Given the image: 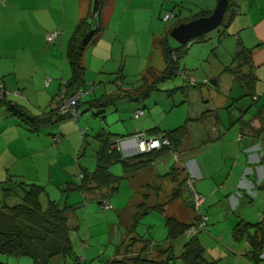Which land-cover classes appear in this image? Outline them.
<instances>
[{
    "label": "crops",
    "instance_id": "1",
    "mask_svg": "<svg viewBox=\"0 0 264 264\" xmlns=\"http://www.w3.org/2000/svg\"><path fill=\"white\" fill-rule=\"evenodd\" d=\"M93 2L94 0H0V84L7 92L8 101L23 106L35 114L36 112L31 110L35 108L40 110L41 106L48 105L47 111L51 109L53 99L62 91L63 84L70 77L65 58L68 40L77 22L92 11ZM237 2V14L227 29L221 28L220 32L218 31V38L221 40V34L226 30L229 37L236 39L237 51L240 47L251 51L250 66H243L241 71L244 74L253 72L257 78L254 96L249 97L254 103H246L243 100L246 97V90L227 72L243 90L241 96L238 95L232 101L230 97L232 94L229 92L218 106L214 104L208 107L207 104L201 115L190 114L188 118L193 120V123L189 125L188 135L174 152L167 151L158 157L148 159V164L138 169L123 170L121 176H124V186L129 194L128 198L124 197V209H119L117 214L118 218L124 219V226L129 234L136 233V231L131 233L129 228L141 203L155 208L147 214L158 212L164 218L163 228L167 232L164 240L155 239L152 232L147 239L133 235L131 238L133 242L124 249V264H134L132 259L137 257L151 264H181L180 257L186 242L183 244L181 254L177 256L174 242L178 238L174 240L167 238L165 219L170 217L183 224L192 223L194 211L189 183L193 184L197 193L206 198V205L213 199L209 209H206L210 224L205 232L216 241H220L221 245L223 244L207 250L199 238L204 248L203 264H209L207 255L214 264L220 260L225 264H264V0H237ZM118 4L119 0H109L103 8L100 23L104 30L92 41L83 56L84 81L86 70H94L92 68L94 62L107 71L103 74L115 75L117 88L122 87V80L117 81V79H120V75L124 78V46L122 48L116 46L119 34L113 31L104 32L110 26ZM153 10L152 7L151 16ZM201 12H203L202 8L195 13L191 11L187 18ZM152 20L154 21L150 19L148 22ZM121 23L120 27L123 25ZM120 27L118 25L119 33ZM54 31H60V35L54 43L48 44L46 36ZM43 43L45 47L42 46ZM152 43L156 46L155 36L152 37ZM105 44L106 47L98 51L99 46L103 47ZM34 53L43 54L42 63L45 67L39 65L33 69ZM108 65H116L117 70L114 68L115 70L110 72ZM47 79L52 80L48 87L45 85ZM34 81L37 83L39 81L40 86H34ZM214 82L218 87V80ZM83 86L80 89L87 95L82 102L91 95V91ZM260 103L262 105H259ZM106 110H99L97 116L105 120ZM138 110L141 109L136 111ZM220 110L226 111L221 114ZM233 110L236 111L235 115ZM7 112L9 113L8 110ZM143 113L142 117H145V112ZM55 124L56 126L49 131L43 130L49 127L46 126L38 133H33L12 114L0 118V201H4L5 190L11 189L9 182L22 181L44 186L49 193L42 197L41 202L46 204L50 195L55 197L57 188L66 184L65 167L60 161L64 160V151L79 155L81 140L73 139V132L69 127H64L63 122L53 125ZM196 128L197 133H195ZM154 129L156 132L152 131ZM134 131L136 132V129ZM157 131L164 130L155 127L146 130L145 134L151 138L157 136ZM80 132L84 138L85 130L82 129ZM134 134H127L124 137ZM72 140L73 144H71ZM98 149L99 143L94 150L96 165ZM215 150L224 163L220 170L216 169L220 167L218 163L214 165L215 158L212 155ZM131 157L133 156L124 158ZM173 168L179 169L180 181L186 180L180 188L179 198L173 197L174 192L179 189L177 180L169 176ZM80 175L81 169L79 179H81ZM216 177L218 179L214 181ZM78 192L81 194L80 191ZM112 193L111 189L107 188L94 193H83L85 198L82 196L86 200L87 195H96L102 204L103 200L107 203L110 201L108 195ZM74 198L73 203L78 204L79 197ZM77 204L72 206L76 208ZM242 206H248L246 211L254 215L256 211L255 216L258 218L253 219L246 216L247 213L245 215L239 213V208ZM256 207L258 210L255 209ZM76 215L74 212L72 220L77 228L79 222ZM262 222L261 229L249 228L245 236L240 239V245L237 242L234 244L233 230L237 225ZM223 229L225 232L229 229L230 232L223 233ZM214 232H218V236ZM253 237L256 241H263L259 254L254 251V245L251 243ZM129 256L133 257L129 258ZM126 258H129V261Z\"/></svg>",
    "mask_w": 264,
    "mask_h": 264
},
{
    "label": "rangeland",
    "instance_id": "2",
    "mask_svg": "<svg viewBox=\"0 0 264 264\" xmlns=\"http://www.w3.org/2000/svg\"><path fill=\"white\" fill-rule=\"evenodd\" d=\"M215 2L216 0H166L165 2L161 0H119L118 8L114 17L111 19L110 26L107 27L104 32L110 33L113 31L119 34L120 36L116 46L121 48L124 46V78L121 81L122 89L130 90L140 87L142 85L141 78L149 66L155 68L158 73L164 71L165 62L159 47L157 48L158 40L168 34L172 28L176 27L179 18H187L190 15L189 12L192 11V13H195L201 8L204 12H213L216 6ZM162 5H164L163 8ZM152 7L154 8L153 16H151ZM167 14L173 15L170 21L164 20ZM97 17L95 20H97ZM93 19L94 18H92V20ZM150 19H154V21L148 22ZM120 23L123 24L121 27ZM118 25L120 27V33L118 31ZM218 31L219 30H215L207 34L206 41H200L199 38H196L195 43L189 46L185 56L179 63L180 72L185 71L188 73L189 77L194 79L200 88H183L189 84V79L186 80L181 74H178L169 81L159 82L156 85L157 89L153 90L148 97L140 99L139 102L123 100L120 101L117 106L107 108L104 112L105 120L101 116H97L100 112L98 109L90 110L89 105L86 103L94 98H99L103 94H112V92L118 91L116 76L103 74L107 71L105 69L103 70L102 67H99V65L94 62L92 67L94 70H86L83 85L91 91V95L83 101L84 104L80 109L82 115L78 121L71 119L63 122V124H65L64 127H69L70 131L73 132V139L77 141L78 139L79 141L81 140V150L79 155H76V153L73 155L68 154L67 151H64V160L60 162H62L61 164L65 167L68 182L66 181V184H63L61 188H57V192L54 193L55 197L54 195L53 197L50 195V200L60 203L66 202L70 206L75 203L77 204V202L73 203L74 197H79V205L77 204L75 208L79 225L76 228L72 220V225L75 227V231L72 233V246L75 255L79 257L80 261L84 264H112L114 260L124 259V249L128 244L133 242L131 240L133 235L135 237L142 236L147 239L150 238V233L152 232L155 239H165L167 232H165L163 228L164 218L158 212H151L145 215L140 219L136 227V233L133 235L129 234L127 228L124 226V219L118 218L119 216L117 214L119 209H124V197L128 198L129 194L124 186V180L120 182L116 194L112 193L108 195L110 198L108 204L113 208L112 210H105L103 204H100V198H98V196L87 195V199L84 200L85 196L83 193L80 194L77 189L71 190L69 188L79 184L80 169H85L88 172H92L95 169L96 160L94 158V150L97 148L98 143L94 136L101 131L111 133L115 138L133 134L135 133V129L143 133L155 127H160L164 131L173 130L183 125L187 119H189L188 117L190 114L201 115L206 109L205 106L207 104H209L208 107L214 104L218 106L226 97L227 93L230 92L232 94L230 96L232 101L233 98H237L238 95L241 96L244 93L234 81L233 77L225 72V67L231 65L233 57L237 52V41L229 36L222 37L221 40H219ZM153 36H155L156 46H153L152 43ZM169 44L173 48L179 46V44L170 37V34ZM42 46L45 47V43H43ZM105 47L106 44L103 47L99 46L98 51ZM43 59V54H35L32 59L33 69L39 65L45 67V64L42 63ZM107 67L110 68V72L116 69V65H108ZM68 76H70L69 69ZM216 79L218 80V87L211 84V82ZM205 80L208 83L202 84ZM38 83L34 81V86H40L39 81ZM230 88L232 90L229 91ZM243 100H245L246 103H254L249 97H245ZM232 101L230 102L232 103ZM262 102L263 101H261V103ZM261 103L259 105H262ZM47 109H49L48 105L46 107L41 106L40 110L35 108L31 111L39 114L43 111L47 112ZM137 109L143 110L145 112V117L135 119L134 113ZM220 111L221 114H224L226 110ZM233 113L235 115L236 111L233 110ZM6 114L10 115L5 108L1 107L0 118L5 117ZM55 126L56 124L44 128L43 130L49 131ZM82 129H84L86 133L84 136L85 141L80 132ZM197 131L196 128L195 133H197ZM126 138L129 137H123L121 139ZM71 144H73V140ZM215 151L216 152L212 155V157L215 158L214 165L218 163L220 167L216 169L220 170L224 163L221 162L218 151ZM111 171L117 176L123 175V167L121 164L113 165ZM217 179L218 177L214 178V181ZM192 190H195L194 186L193 189L189 188V191L192 192ZM46 192L49 193L47 190ZM212 201L213 199L209 200V204L207 203L208 205H206L205 198L200 208L201 211L208 216L209 214L206 209H209V205ZM20 202L21 199H19V197H8L5 198V202L3 201L2 203L12 206ZM43 204L44 206L46 205L45 202H43ZM248 208V206L240 207L239 213L241 212L243 215L247 213L246 216L253 219L258 218L255 216L256 211L254 210V215L252 212H247ZM255 209L258 210V207ZM252 214L254 216H252ZM209 224L210 219H208V226L206 229H208ZM206 229L198 234V239L200 238V240H202L205 248L207 250H212L216 245H221L220 241H216L209 236V234H206ZM222 231L227 234L230 232L229 229L227 232H225L224 229ZM214 234L218 236V232H214ZM225 235L226 234H224V236ZM188 240V237L181 236L174 242L177 256L181 254L183 244ZM233 242L234 244L237 242L240 245L241 240L233 239ZM130 257L133 256H129V258ZM129 258H126V260L129 261ZM206 259L209 264H214L208 255ZM0 261L7 264H33L32 259L26 257L17 259L0 255ZM50 264L76 263L74 259L70 257H58ZM217 264L225 263L220 260Z\"/></svg>",
    "mask_w": 264,
    "mask_h": 264
},
{
    "label": "trees",
    "instance_id": "3",
    "mask_svg": "<svg viewBox=\"0 0 264 264\" xmlns=\"http://www.w3.org/2000/svg\"><path fill=\"white\" fill-rule=\"evenodd\" d=\"M107 2L109 0H100L97 20L95 18L92 20V11H90L87 17L80 19L68 40L65 58L69 67L70 77L63 84V89L69 94L80 89L84 84L85 66L83 56L88 46L103 31L100 22L103 8L107 5ZM237 11V0H229L224 21L217 29L219 32L220 28L227 29L229 27ZM211 13L209 11H203L189 18H179L176 26L200 17L209 16ZM170 31L158 41V47L165 62L164 71L158 73L152 66L148 67L145 75L141 78L142 85L140 87L130 90H123L122 87H118V91L112 94H103L99 98L87 102L86 104L89 105L90 109L104 111L111 106H117L123 100L139 102L140 99L148 97L153 90L157 89L156 85L159 82L169 81L177 76L180 72L179 63L185 56L187 48L181 46L177 48L171 47L169 44ZM54 32H58V38L60 31ZM225 36H229L226 30L223 31L220 38ZM205 38L206 36H202L199 40L204 41ZM250 60L251 51L240 47V50L234 55L231 65L226 68V72L234 76L236 81L246 90V97L254 96L255 83L257 81L253 72L244 74L241 71L243 66H250ZM122 79L123 75H120V79L118 78L117 81ZM188 87L200 88L198 85L191 86L189 84L183 88L187 89ZM83 104L81 101L77 105L79 111ZM1 107H5L12 116L18 118L33 133H38L42 128L51 126L54 123L71 120L69 117L58 116L52 109L47 112L43 111L39 114H33L25 107L8 101L6 97L0 100ZM191 123H193V120L188 119L185 124L171 131H157V136L165 135L170 142L169 146H164L160 150L138 154L127 159L117 149V141L124 136L114 138L112 134L101 131L95 135V139L99 143V149L96 153L97 165L95 170L88 172L85 169H81L82 177L79 184L69 189H77L81 193H94L98 190L109 188L113 193H117L124 176L112 174L110 168L113 165L121 164L125 171L134 170L147 165L148 159L158 157L167 151L174 152V150H177L181 146L182 141L188 135L189 125ZM152 131L156 132V129ZM169 176H172L179 183V189L173 195L174 198H179L181 195L180 188L186 180L183 179L180 181L178 168H173ZM8 184H10L11 189L5 190L6 196L4 197V202L5 198H8L10 195L19 197L21 202L10 206L0 201V255L17 259L24 257L30 258L33 264H50L55 258L70 257L74 259L76 264H84L75 255L72 246V233L75 231V227L72 225V216L75 212V207L68 205L66 202L60 203L50 199L44 206L41 199L47 195V192L44 186L39 184L22 181L9 182ZM154 209L146 206L145 203H141L133 216L129 231L131 233L135 232L140 219ZM165 224L168 231L167 238L171 240L181 237L190 227V224L180 223L170 217L165 219ZM262 225L263 222L256 224L240 223L233 230L235 240L242 239L249 228L257 227L261 229ZM251 243L254 245V251L259 254L263 241H256L255 237H253ZM203 254L204 248L198 237L190 238L184 245V251L180 257L181 264H203L205 261ZM132 261L134 264H151L141 260L139 257L133 258ZM113 263L124 264V259L114 260L112 261ZM0 264L7 263L0 261Z\"/></svg>",
    "mask_w": 264,
    "mask_h": 264
},
{
    "label": "built area",
    "instance_id": "4",
    "mask_svg": "<svg viewBox=\"0 0 264 264\" xmlns=\"http://www.w3.org/2000/svg\"><path fill=\"white\" fill-rule=\"evenodd\" d=\"M173 15L167 14L164 18L165 21H170ZM58 32L47 35V43H52L57 39ZM196 40L190 41L185 47L188 49ZM181 71V70H180ZM186 80L189 79V85H197V82L190 78L188 73L185 71L179 72ZM52 83L51 79H47L45 82L46 87ZM205 80L202 84H207ZM7 92L5 91L2 84H0V100L6 97ZM87 95L82 89H78L75 92L69 94L65 89L53 99L51 109L58 116L69 117L73 120H78L81 117V112L77 109V105ZM144 115L143 111L138 110L134 113L135 119H140ZM170 142L165 135H159L155 137H147L145 133L136 130L132 137L121 139L117 141V149L123 157H130L137 154L148 153L153 150H160L164 146H169ZM189 188L193 189V184L189 183ZM192 206L194 211V219L190 224V227L185 231L184 236L190 238L198 236V234L205 230L208 226V215L201 211V206L205 200L204 196L196 193L192 190ZM105 210H111V206L107 201H101Z\"/></svg>",
    "mask_w": 264,
    "mask_h": 264
},
{
    "label": "water",
    "instance_id": "5",
    "mask_svg": "<svg viewBox=\"0 0 264 264\" xmlns=\"http://www.w3.org/2000/svg\"><path fill=\"white\" fill-rule=\"evenodd\" d=\"M229 0H217L213 12L209 16L200 17L186 23H181L170 31V37L179 46L185 47L190 41L196 40L217 30L223 23ZM100 9V0H94L92 17L96 18ZM215 84L214 81L211 82Z\"/></svg>",
    "mask_w": 264,
    "mask_h": 264
}]
</instances>
